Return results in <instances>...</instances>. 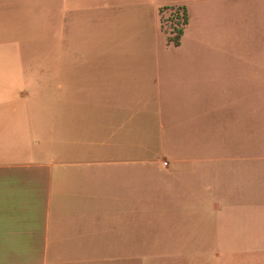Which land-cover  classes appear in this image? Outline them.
Wrapping results in <instances>:
<instances>
[{
  "label": "crops",
  "instance_id": "crops-1",
  "mask_svg": "<svg viewBox=\"0 0 264 264\" xmlns=\"http://www.w3.org/2000/svg\"><path fill=\"white\" fill-rule=\"evenodd\" d=\"M0 264H264V0H0Z\"/></svg>",
  "mask_w": 264,
  "mask_h": 264
},
{
  "label": "rangeland",
  "instance_id": "rangeland-1",
  "mask_svg": "<svg viewBox=\"0 0 264 264\" xmlns=\"http://www.w3.org/2000/svg\"><path fill=\"white\" fill-rule=\"evenodd\" d=\"M183 17L184 12H182L179 8H170L167 11V15L165 18H163V26L166 30L172 31V34L174 33V36L177 32V30H181L183 27Z\"/></svg>",
  "mask_w": 264,
  "mask_h": 264
},
{
  "label": "trees",
  "instance_id": "trees-1",
  "mask_svg": "<svg viewBox=\"0 0 264 264\" xmlns=\"http://www.w3.org/2000/svg\"><path fill=\"white\" fill-rule=\"evenodd\" d=\"M186 16L184 14V17H183V24H186ZM182 34V30H177L175 36L169 38L170 41H172L175 45H178L179 44V39H180V36Z\"/></svg>",
  "mask_w": 264,
  "mask_h": 264
}]
</instances>
